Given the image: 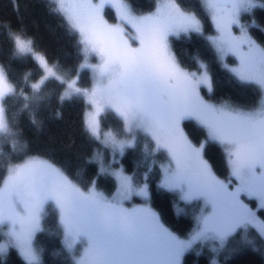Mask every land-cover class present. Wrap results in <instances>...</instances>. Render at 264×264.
I'll return each mask as SVG.
<instances>
[{"label": "snow or ice", "instance_id": "snow-or-ice-1", "mask_svg": "<svg viewBox=\"0 0 264 264\" xmlns=\"http://www.w3.org/2000/svg\"><path fill=\"white\" fill-rule=\"evenodd\" d=\"M52 12L62 17L77 37L83 55L82 68L94 73L90 90L76 80L58 75L46 57L37 54L34 40L9 32L13 59L31 55L46 75L30 85V93L10 80L0 64V143L22 136L10 112L9 101L23 97V112L43 99L46 82L54 78L65 85L61 102L74 96L86 97L91 109L84 117L85 130L96 139L121 152L130 147L134 130H143L155 142L154 150H166L169 163L162 187L178 191L181 199L204 198L208 207L190 237L178 239L159 222L149 208H126L130 195L147 196L146 186H134L130 177L117 173V195L109 199L95 187L83 190L60 168L37 156L15 157L0 148V232L8 238L0 242V256L9 247L18 249L25 264H39L32 246L33 234L41 230L44 205L52 202L59 212L66 250L76 247L74 264H180L183 254L197 242L216 241L224 246L237 229L253 226L264 235V221L241 200V195L258 197L264 208V100L250 111L228 103L213 105L199 95L201 85L211 84L204 70L189 72L177 62L169 46V36L200 33L201 20L178 0H164L147 14H136L123 0H50ZM215 22L220 36L213 43L218 51L239 55L241 67L233 69L242 81L264 88V48L248 35L240 23L241 13H252L258 0H199ZM106 5L119 12L120 23L105 18ZM255 22L253 21V24ZM126 25L134 29L130 32ZM239 25L240 36L232 35ZM97 63H88L89 57ZM204 69L203 64L200 65ZM27 81L28 76H25ZM111 110L122 120L126 138L102 131L101 117ZM31 122L37 124L34 114ZM195 119L207 130V141L223 146L230 175L239 184L230 190L231 180H220L203 158L205 143L195 146L180 123ZM20 145V148H23ZM6 229V231H4ZM79 241V246L77 242ZM82 246V248H81Z\"/></svg>", "mask_w": 264, "mask_h": 264}, {"label": "trees", "instance_id": "trees-1", "mask_svg": "<svg viewBox=\"0 0 264 264\" xmlns=\"http://www.w3.org/2000/svg\"><path fill=\"white\" fill-rule=\"evenodd\" d=\"M136 14H147L157 7V0H123ZM182 6L192 9L201 20L202 32L173 37L171 50L177 62L187 71L198 69L203 62L211 76L212 92L202 88V96L214 104L228 103L245 111L255 109L261 102L263 91L254 83L239 80L226 69L208 37L216 33L215 22L211 15L200 5L199 0H178ZM264 5V0H258ZM55 5L50 0H0V64L10 73V80L20 89L30 93V85L44 76V70L31 55L13 59V44L9 32L22 34L34 40L37 54L44 55L58 75L68 80L78 78L81 88L92 85V76L88 69H81L84 58L77 45V37L68 30L62 17L51 9ZM111 8L106 10L109 21L116 20ZM242 20L250 24V34L264 47V6H258L252 13L241 14ZM253 21L255 22L253 24ZM229 64H235L234 57H228ZM28 76L25 81V76ZM65 85L50 78L43 88V99L38 105L20 112L24 105L23 97L9 101L14 122H18L22 136L13 146L11 140L0 143L5 154L15 157L37 156L48 160L60 168L74 183L83 190L96 184V188L107 196L117 190V182L108 172H102L95 160L98 153L104 155V163L112 168L122 167L131 176L135 186L148 187V199L152 210L157 212L164 222L179 238L187 239L195 227L197 208L194 202L182 200L176 192L161 185L163 167L169 163L165 150H154L155 142L150 135L137 132L134 144L121 157L119 163L110 164V150L92 137L84 127L86 102L81 96L60 101L59 97ZM34 114L37 124L31 122ZM103 131L112 130L126 138L123 122L108 110L101 119ZM184 129L191 141L201 144L206 138L205 129L194 121H185ZM23 145V148H20ZM204 157L214 174L221 179L230 178V169L223 149L215 142H208L204 147ZM4 173L0 166V177ZM135 201L142 203L140 199ZM254 206V205H253ZM258 214L264 220V209ZM42 229L36 235L34 246L40 254V264H72V255L66 250L64 232L59 216L53 204L45 207ZM1 239V238H0ZM264 264V239L251 228L246 235L238 232L219 252L212 249L211 242H198L186 251L181 264ZM0 264H25L18 251L9 247L5 255L0 256Z\"/></svg>", "mask_w": 264, "mask_h": 264}, {"label": "rangeland", "instance_id": "rangeland-1", "mask_svg": "<svg viewBox=\"0 0 264 264\" xmlns=\"http://www.w3.org/2000/svg\"><path fill=\"white\" fill-rule=\"evenodd\" d=\"M124 2V1H123ZM164 2V0H157V7H160L161 5H162V3ZM126 3V2H125ZM113 7L112 5H107V7L106 8H108V7ZM156 7V8H157ZM155 11V10H154ZM208 12V11H207ZM210 15H211V13L210 12H208ZM241 14H243V13H241ZM115 17H116V20H114V21H109L108 20V18L106 17V15H105V18L108 20V22L109 23H112V24H115V23H120L121 21L119 20V12L118 13H114L113 14ZM241 16L242 15H240V17H239V19H240V23L241 24H244L246 27H247V30H248V35L256 42V40L253 38V36H251V34H250V27H251V25L248 23V24H246L243 20H242V18H241ZM126 27L128 28V30L130 31V32H133L134 33V29H132L131 28V26L130 25H126ZM215 29H216V33H215V35L214 36H211V37H208V40L212 43V45H213V47H214V49H215V51L217 52V54H218V57H219V59H220V61H221V63H222V65L226 68V69H228L233 75H235L237 78H238V76L236 75V73L233 71V69H239L240 67H241V64H240V57H239V55H237V54H234L233 52H230V51H228V52H224V53H221L220 51H218V49H217V45L215 44V43H213V41L216 39V38H218L219 36H220V32L217 30V28H216V25H215ZM231 31H232V35L233 36H240V31H239V25H233L232 26V29H231ZM202 32V31H201ZM192 33H195V32H192ZM189 34H191V33H187V34H185V33H180L179 35H171V36H169V46H170V40H171V38H173V37H180V36H182V35H189ZM257 43V42H256ZM257 45H259L260 47H262V48H264L263 46H261L259 43H257ZM171 48V47H170ZM172 51V50H171ZM173 53V52H172ZM174 55V54H173ZM234 57L235 59H236V63L235 64H229L228 62H227V58L228 57ZM85 61H83V63H84ZM87 62L88 63H97L98 62V60H97V58L96 57H94V56H91V57H89L88 58V60H87ZM201 64H203L204 66H205V68L204 69H201L200 68V65ZM81 69H87V68H82L81 67ZM89 71H90V73H91V76H92V85H91V87H89V88H87V89H91L92 87H94L95 86V84H96V79H95V77H94V73L90 70V69H88ZM204 70H206L207 71V75H208V78H209V81H210V84H211V88H209L207 85H201L200 86V88L198 89V91H199V95L201 96V98L202 99H204L207 103H210V104H213V105H217V106H219V105H222V104H214V103H211V102H209V101H207L205 98H203L204 96H202V92H201V90H202V88H205L207 91H208V93H211L212 92V80H211V76H210V73H209V71H208V69H207V67H206V65L203 63V62H199L198 63V69L197 70H195V71H189V72H196L198 75L199 74H201V72L202 71H204ZM44 75H46V73L44 72ZM239 79V78H238ZM76 81H77V86H79L78 85V78L77 79H75ZM240 80V79H239ZM242 81V80H241ZM243 82H246V83H254V84H256L257 86H259V88H261L262 89V91H263V96H262V98H261V101L262 100H264V88H262L259 84H257V83H255V82H251V81H243ZM84 98V100H85V102H86V105H87V107H86V111H88V110H90L91 109V105L88 103V100H87V98L86 97H83ZM261 105V102H260V104L256 107V108H258L259 106ZM255 108V109H256ZM252 110H254V109H252ZM103 118H105V113L104 114H102V117H101V119H103ZM194 121L197 125H199L200 127H202L203 129H205L206 130V128H204L197 120H194V119H185V120H182L181 121V123H180V127L182 128V130H183V132H184V134L187 136V138L189 137V135H188V133H187V131L184 129V122L185 121ZM103 131V130H102ZM107 131H112V130H107ZM137 132H144L143 130H134V132L131 134V136H133V137H135V135L137 134ZM206 132H207V130H206ZM145 133V132H144ZM121 139H124V138H122V137H120ZM189 139V141H191V139H190V137L188 138ZM134 140H135V138L132 140V144H131V146L134 144ZM100 142H101V144L103 145V146H105V147H107V148H109V150H110V164H115V163H119L120 162V159H121V157L124 155V153H125V151L129 148V147H125V149L121 152L119 149H115V148H113L110 144H105L104 142H103V137L99 140ZM205 141H207V136H206V138L202 141V143H205ZM192 142V141H191ZM209 141H207L206 143H205V146H206V144L208 143ZM210 142H214V141H210ZM216 143V142H215ZM192 144L193 145H195V146H199L200 144H195V143H193L192 142ZM222 149H223V151H224V148H223V146H221L219 143H217ZM130 146V147H131ZM163 150V149H162ZM166 151V150H165ZM225 152V151H224ZM225 154V157H226V160H227V155H226V152L224 153ZM103 157H104V155L103 154H101V153H98L97 155H96V157H95V160L99 163V165H100V169H101V171L102 172H108V173H110V175L111 176H113L114 178H115V180H116V182H117V190H116V192L112 195V196H107V195H105V194H103L105 197H107V198H109V199H111V198H113L114 196H116L117 195V191H118V188H119V185H120V181H119V177L117 176V173H120V174H122V175H125V176H128V177H130L131 178V176H129V175H127L125 172H124V170H123V168L122 167H116V168H112V167H110L109 165H106L105 163H104V159H103ZM41 158V157H40ZM203 158L205 159V157H204V151H203ZM43 159V158H42ZM206 160V159H205ZM207 161V160H206ZM208 162V161H207ZM227 162H228V160H227ZM209 164V163H208ZM210 165V164H209ZM228 165H229V163H228ZM167 166H168V164L167 165H165L164 167H163V178H164V175H165V169L167 168ZM229 169H230V165H229ZM213 171V170H212ZM230 172H231V169H230ZM214 173V172H213ZM163 178H162V180H163ZM219 178V177H218ZM220 180H223V181H225V182H227L228 180H231V186H230V190H234L236 187H237V185L239 184V181L235 178V177H232L231 175H230V178L229 179H221V178H219ZM131 180H132V178H131ZM132 182H133V180H132ZM161 184H162V182H161ZM133 185H134V183H133ZM94 187H95V189L98 191V192H100V193H102L101 191H99L97 188H96V184H94L93 185ZM92 186V187H93ZM135 186V185H134ZM144 186H146V189H147V196H140V195H130L129 196V198L127 199V200H125V201H123V205H124V207H126V208H149V209H151V211L152 212H154V213H156V216L158 217V219H159V222L164 226V228H166L167 230H168V232H170V233H172L174 236H176L178 239H181V240H185V239H182V238H179L170 228H168L165 224H164V222L161 220V218H160V216H159V214L157 213V212H155L154 210H152V208H151V206H150V204H149V202L147 201V199H148V187H147V185L146 184H144L143 186H141V187H144ZM91 188V187H90ZM166 189V188H165ZM88 190V189H87ZM87 190H85V191H87ZM168 190V189H167ZM169 191H171V190H169ZM173 192H176L178 195H179V197L181 198V196H180V193L178 192V191H173ZM140 199V200H142L143 202L142 203H139V202H137V201H135V199ZM241 200H243V202L245 203V204H247L248 205V207L253 211V212H255L256 213V216H257V218L260 220V221H264L263 220V218H261L260 216H259V214H258V210L259 209H264V208H262L261 206H260V204H261V201L259 200V198L258 197H248V196H246V195H244V194H242L241 195ZM183 200V199H182ZM184 201H186V200H184ZM186 202H189V203H191V202H194L195 203V205H196V208H197V213H196V216H195V227H194V230L196 229V227H197V225H198V223H199V218L202 216V215H204V214H206L205 213V209L208 207V205L206 204V202H205V200H204V198H198V199H193V200H188V201H186ZM48 203H51V204H53V206L56 208V210H57V212H58V209H57V207H56V205L54 204V203H52V202H48ZM48 203H46L45 205H44V209H43V212H42V215H41V220H40V229H42V224H43V218H44V213H45V207H46V205L48 204ZM254 205V206H253ZM58 216H59V212H58ZM251 228H254V230L257 232V233H259L258 231H257V229L255 228V227H253V226H248V227H246V228H240V229H237V232L236 233H234L232 236H234V235H236V234H238V232H240V233H242L243 235H246L247 233H248V231L251 229ZM63 229V228H62ZM193 230V231H194ZM4 231H6V229H4ZM39 231H41V230H38V231H36L34 234H33V236H32V239H31V243H32V246L34 247V249H36L35 248V246H34V241H35V238H36V235H37V233L39 232ZM259 235L262 237V239H264V235H261L260 233H259ZM232 236H230L229 238H228V240L226 241V243L224 244V246L223 247H221L220 245H219V243L218 242H216V241H204V242H211L212 243V249L215 251V252H219V251H221L226 245H227V242L230 240V238L232 237ZM0 242H7V240H8V238L6 237V236H4L3 235V233L2 232H0ZM188 239V238H187ZM64 240H65V237H64ZM198 243V242H197ZM77 245L79 246V241L77 242ZM195 245V244H194ZM193 245V246H194ZM192 246V247H193ZM13 248H15V247H13ZM81 248H82V246H81ZM16 249V248H15ZM17 251H18V249H16ZM37 251V250H36ZM69 251V250H68ZM70 253H71V255H72V260H73V258L74 257H76V247H74L72 250H70L69 251ZM38 253V252H37ZM38 257H39V264H40V254L38 253ZM76 258H78V257H76ZM181 259H182V257L180 258V264H181ZM72 264H74V261L72 262ZM212 264H219L218 263V261L217 260H213L212 261Z\"/></svg>", "mask_w": 264, "mask_h": 264}, {"label": "flooded vegetation", "instance_id": "flooded-vegetation-1", "mask_svg": "<svg viewBox=\"0 0 264 264\" xmlns=\"http://www.w3.org/2000/svg\"><path fill=\"white\" fill-rule=\"evenodd\" d=\"M113 6V5H112ZM107 7V5L105 6V9H104V14L106 13V10L108 9V8H111L112 10H113V12L115 13H118V10L113 6V7H108V8H106Z\"/></svg>", "mask_w": 264, "mask_h": 264}, {"label": "bare ground", "instance_id": "bare-ground-1", "mask_svg": "<svg viewBox=\"0 0 264 264\" xmlns=\"http://www.w3.org/2000/svg\"><path fill=\"white\" fill-rule=\"evenodd\" d=\"M195 120V119H194ZM187 135V134H186ZM189 138V137H188ZM225 153V152H224Z\"/></svg>", "mask_w": 264, "mask_h": 264}]
</instances>
